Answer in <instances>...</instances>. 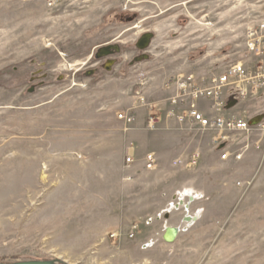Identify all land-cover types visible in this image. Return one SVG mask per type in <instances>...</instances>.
<instances>
[{"label":"rangeland","instance_id":"obj_1","mask_svg":"<svg viewBox=\"0 0 264 264\" xmlns=\"http://www.w3.org/2000/svg\"><path fill=\"white\" fill-rule=\"evenodd\" d=\"M261 18L264 0H0V262L264 264V138L215 143L219 132L167 117L163 89L242 59ZM142 102L159 111L150 128ZM179 192L201 197L187 233L153 252L119 247L135 225L161 244V224L143 222Z\"/></svg>","mask_w":264,"mask_h":264},{"label":"built area","instance_id":"obj_2","mask_svg":"<svg viewBox=\"0 0 264 264\" xmlns=\"http://www.w3.org/2000/svg\"><path fill=\"white\" fill-rule=\"evenodd\" d=\"M242 59L231 61L221 69L209 74L178 73L171 76L163 85L168 94L166 98V115L176 123H186L208 131L220 133L218 139L225 140L227 134L249 135L256 134L264 138V18L256 20L248 26L242 37ZM145 110V123L152 127L157 122L159 114L156 104L142 102ZM234 103L233 106H229ZM248 104L256 109L257 114L250 116V111L241 110L240 106ZM259 115V116H258ZM261 117L260 122L250 126L249 122ZM118 119L126 124L134 121L132 112L119 114ZM259 142L250 144L258 147ZM249 144L243 145L242 150L220 155L221 161H239L242 152ZM134 163L132 155L125 159L127 166ZM146 170H154L156 159L153 154H147L143 159ZM201 197L192 193H175L168 204L156 216L143 222L150 227L154 223L161 224L159 234H155L163 245H172L165 239L167 232L176 229L178 234L187 233L200 218V211H192V206ZM181 213L177 225L169 224L171 216ZM138 233V226H132L126 234L127 239H134ZM117 234L111 238L116 239ZM158 243L157 239H148L140 245L141 251L152 249Z\"/></svg>","mask_w":264,"mask_h":264},{"label":"water","instance_id":"obj_3","mask_svg":"<svg viewBox=\"0 0 264 264\" xmlns=\"http://www.w3.org/2000/svg\"><path fill=\"white\" fill-rule=\"evenodd\" d=\"M152 39H153L152 34L146 33V34L142 35L136 43V48L139 51H145V49L149 46V43L151 42ZM117 49H118L117 47L107 46L105 48L100 49L95 56H96V58H101V57L112 54L114 51H117ZM140 59H147V57L142 56ZM233 105H234V103H230L229 106H233ZM260 120H261V117H256L249 122V125L255 126L260 122ZM0 264H66V263H64L63 261H60V260H49V261L33 260V261L12 262V263L0 262Z\"/></svg>","mask_w":264,"mask_h":264},{"label":"crops","instance_id":"obj_4","mask_svg":"<svg viewBox=\"0 0 264 264\" xmlns=\"http://www.w3.org/2000/svg\"><path fill=\"white\" fill-rule=\"evenodd\" d=\"M153 229H150V228H145L144 229V232L142 233V234H138L137 233V238H135L136 239V241H135V239H134V243H129V242H127V238L126 239H124L123 241H122V243L120 242V245H119V247H138V251H139V247H140V245L141 244H143L145 241H147L148 239H151L153 236H152V232H154V231H152ZM154 247H163V244L161 243H157ZM156 248H152V249H150V251L151 252H153L154 250H155ZM149 251V252H150ZM142 252H144V251H142Z\"/></svg>","mask_w":264,"mask_h":264},{"label":"bare ground","instance_id":"obj_5","mask_svg":"<svg viewBox=\"0 0 264 264\" xmlns=\"http://www.w3.org/2000/svg\"><path fill=\"white\" fill-rule=\"evenodd\" d=\"M84 65V63H83ZM178 236V231L174 228V229H171L167 232L166 236H165V239L172 243L173 241H175V239L177 238Z\"/></svg>","mask_w":264,"mask_h":264}]
</instances>
